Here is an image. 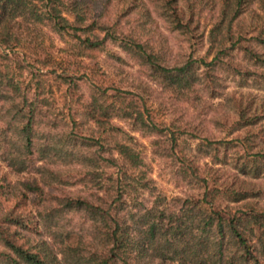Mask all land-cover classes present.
<instances>
[{
  "label": "trees",
  "instance_id": "16d2710c",
  "mask_svg": "<svg viewBox=\"0 0 264 264\" xmlns=\"http://www.w3.org/2000/svg\"><path fill=\"white\" fill-rule=\"evenodd\" d=\"M148 2L156 3L160 14L175 28L192 22L198 14L194 8L197 3L200 11L210 7L216 11L212 33L223 30L228 40L234 25L250 14L249 28L256 31V44L263 51L242 48L246 58L259 65V75L264 78V0H128L125 4L126 9L135 10L146 9ZM73 8L77 9L64 0H0V44L7 48L20 45L21 25L47 26L58 33L76 35L75 56L100 49L109 34L98 38L95 30L101 28L99 24H85L86 16ZM70 12H76L73 21L66 16ZM132 46L167 87L181 89L187 85L195 60L166 67L142 43L133 42ZM124 47L131 50L128 45ZM223 47V53L231 49ZM46 60L56 64L51 52ZM51 71L67 87L69 120L76 124L80 114L91 120L100 133L98 140L117 129L111 123L114 115L132 118L139 126L156 127L140 108L115 107L95 96L79 114L73 93L75 77L66 68ZM241 73L251 75L249 71ZM44 86L38 83L32 93L8 68L0 69V163L28 175L13 183L0 176V264H264V211H232L214 200L222 190L229 191L235 202L257 196L258 190L227 186L220 191L207 185L202 198L168 200L158 194L150 205L136 197L128 198L122 182H101L94 171L100 155L90 149L95 143L103 147V143L95 142V135L80 138L73 130L68 131L67 125H61V113L52 109ZM236 108V129L264 115L259 108L251 111L241 104ZM113 149L131 165L139 164L138 154L119 142H114L104 157L108 162L117 163ZM253 156L264 158V151ZM237 167L250 180L261 174L259 167ZM107 179L110 181L111 176ZM78 185L88 191L74 193L66 188ZM246 185L254 184L246 181Z\"/></svg>",
  "mask_w": 264,
  "mask_h": 264
},
{
  "label": "rangeland",
  "instance_id": "374dc122",
  "mask_svg": "<svg viewBox=\"0 0 264 264\" xmlns=\"http://www.w3.org/2000/svg\"><path fill=\"white\" fill-rule=\"evenodd\" d=\"M64 1L86 16L85 24L92 21L99 24L101 28L95 30L98 38L109 34L104 45L85 56H75L73 48L79 41L76 35L58 33L47 26L21 25L20 45L7 48L0 44V69L8 68L32 93L38 83L44 84V96H48L55 113H61L60 124L67 125L68 131L73 130L80 138L95 135L97 139L100 134L97 125L80 114L82 106L93 96L115 107H138L145 119L156 125L147 128L134 124L132 118L113 116L111 123L117 129L94 140L101 141L103 147L95 143L90 149L96 156L100 155L94 171L101 182H122L126 197H136L146 205L158 194L168 200L178 197L182 201L189 197L202 198L207 185L220 191L227 186L232 189L245 186L258 190L259 194L235 202L229 191L222 190L214 200L232 211L238 208L264 211V158L253 156L264 151V115L255 123L236 129L239 104L251 111L259 108L264 112V78L259 75L262 70L246 58L242 48L263 51L256 44V31L249 28L250 14L234 25L232 38L228 40L223 30L212 33L216 11L210 7L200 11L198 3L194 6L198 14L192 22L175 28L153 2H148L146 9L130 10L125 4L128 0ZM66 16L73 21L76 12ZM82 33L77 32L80 36ZM236 40L238 43L233 47ZM133 42L142 43L166 67L195 60L187 85L181 89L167 87L140 59L137 49L131 47ZM125 45L131 50L125 49ZM222 46L232 48L223 53ZM48 52L53 54L56 64L46 60ZM51 68L58 72L66 68L75 77L77 87L73 93L80 114L76 124L67 115V87ZM245 71L251 75L241 73ZM114 142L126 144L137 153L139 164L131 165L116 149L112 154L117 165L108 162L104 157ZM241 164L251 169L259 167L261 174L251 181L239 171L237 166ZM2 175L12 183L28 177L0 163ZM109 176L111 179L107 181ZM246 181L254 185L247 186ZM66 188L74 193L88 191L82 185ZM210 200L208 197L207 201Z\"/></svg>",
  "mask_w": 264,
  "mask_h": 264
}]
</instances>
